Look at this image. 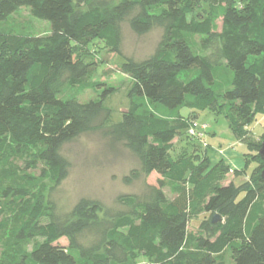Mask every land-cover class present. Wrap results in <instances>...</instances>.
Instances as JSON below:
<instances>
[{"label": "trees", "instance_id": "obj_1", "mask_svg": "<svg viewBox=\"0 0 264 264\" xmlns=\"http://www.w3.org/2000/svg\"><path fill=\"white\" fill-rule=\"evenodd\" d=\"M20 8L47 21L48 32L6 24ZM124 22L138 35L161 30L147 57L123 56ZM96 40L111 57L125 58L118 69L131 80L128 107L108 131L138 157L139 167L123 180H142L143 190L119 194L110 206L81 197L60 211L46 193L4 184L0 200L15 203L20 220L0 264H136L137 257L152 264H264L261 143L249 145L257 147L256 166L239 183L225 182L229 165L185 149L198 146L188 134L196 111L223 114L241 138L264 115V0H0V150L9 144L20 154L39 145L29 165L42 162L53 185L67 175L63 144L101 113L110 117L103 102L112 86L103 84L96 99H79L102 85L94 81L100 64L88 54ZM176 138L187 142L181 150H174ZM2 215L0 235L7 228ZM193 219L197 227L189 231Z\"/></svg>", "mask_w": 264, "mask_h": 264}, {"label": "rangeland", "instance_id": "obj_2", "mask_svg": "<svg viewBox=\"0 0 264 264\" xmlns=\"http://www.w3.org/2000/svg\"><path fill=\"white\" fill-rule=\"evenodd\" d=\"M204 7H207V2ZM198 11L202 10L198 9ZM6 24L31 27L37 34H45L49 30L47 21L32 17L26 8H20L13 12L6 20ZM217 24L220 25V20ZM121 33L123 56L139 60L153 52L161 30L153 28L145 34L138 35L131 30L128 22H124L121 26ZM96 42L92 46L91 53L88 52V54L100 64L94 81H98L102 85L98 88L92 87L81 91L79 99L81 101L96 99L105 89L104 85L112 86V93L103 102V105L110 110V117L104 120V113H101L92 121L91 129L63 144L61 152L68 162V168L66 177L58 185H53L49 179L43 176L44 164L42 162H37L35 167L29 165L32 155L39 145H27L20 154H14L9 144L4 146L0 150V187L7 183H13L28 187L35 192L46 193L60 211L68 210L81 197L98 199L103 204L110 206L119 194L140 193L143 190L142 180L131 183L123 180V177L129 174L131 169L139 167L138 157L108 131L109 126L119 121L122 111L128 107V90L131 80L121 74L118 69V65L125 58L120 55L111 57L103 48L104 44L101 41L96 40ZM181 113L186 114L187 109L183 108ZM196 113L197 122L205 124L203 137L195 139L198 146L187 145L185 149H189L188 152L190 151L189 153L193 156H197L200 151L204 152L212 164L222 161L229 165L230 170L226 175V183L231 180L239 183L250 175L256 166L251 155L257 152V147L250 150L249 145L261 143L264 140V115H256L247 126L248 135L241 138L237 137L230 129L228 120L223 114H216L211 110L196 111ZM101 122L103 124L100 126ZM181 141L178 138L173 141L174 150L187 143ZM179 149L181 150V147ZM171 153L175 155L173 150ZM248 156L249 158L246 160ZM241 171L244 173H240ZM149 180L153 181L154 179L151 176ZM164 191L168 197H172L167 188ZM8 201L0 200L2 218L7 224V228L0 235V254L4 250L3 245L10 230L20 220L16 204ZM198 220L190 221L189 231L196 230ZM61 241L66 242L65 239ZM136 264L152 263L145 257H137Z\"/></svg>", "mask_w": 264, "mask_h": 264}, {"label": "built area", "instance_id": "obj_3", "mask_svg": "<svg viewBox=\"0 0 264 264\" xmlns=\"http://www.w3.org/2000/svg\"><path fill=\"white\" fill-rule=\"evenodd\" d=\"M205 124L198 123L197 121H193L188 129V134L194 136L195 138H202L204 133Z\"/></svg>", "mask_w": 264, "mask_h": 264}, {"label": "water", "instance_id": "obj_4", "mask_svg": "<svg viewBox=\"0 0 264 264\" xmlns=\"http://www.w3.org/2000/svg\"><path fill=\"white\" fill-rule=\"evenodd\" d=\"M258 154L261 158H264V140L261 142L260 148L258 150ZM262 175H264V169L262 170ZM220 219L218 215H214L212 217V222L215 223Z\"/></svg>", "mask_w": 264, "mask_h": 264}]
</instances>
